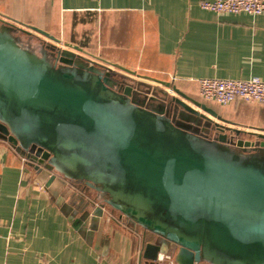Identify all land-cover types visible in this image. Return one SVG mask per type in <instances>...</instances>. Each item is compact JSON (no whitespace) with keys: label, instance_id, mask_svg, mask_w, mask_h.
<instances>
[{"label":"water","instance_id":"obj_1","mask_svg":"<svg viewBox=\"0 0 264 264\" xmlns=\"http://www.w3.org/2000/svg\"><path fill=\"white\" fill-rule=\"evenodd\" d=\"M33 38L0 21V137L50 181L101 192L76 224L100 221L106 206L120 212L157 235L144 242V264H264V133L234 146L238 130L171 82L148 77L180 96L126 76L118 91L116 68L135 71Z\"/></svg>","mask_w":264,"mask_h":264},{"label":"crops","instance_id":"obj_2","mask_svg":"<svg viewBox=\"0 0 264 264\" xmlns=\"http://www.w3.org/2000/svg\"><path fill=\"white\" fill-rule=\"evenodd\" d=\"M201 1L0 0V21L30 29L37 43L121 65L136 74L116 68L120 76L180 96L148 77L171 82L217 116L187 100L194 108L238 130L229 135L244 147L251 133H264V104L205 101L198 80L264 79V13H219ZM23 157L0 137V264H144V242L157 235L109 206L100 221L76 224L82 209L97 207L104 196L58 174L50 181ZM163 249L173 255V244L164 242Z\"/></svg>","mask_w":264,"mask_h":264},{"label":"built area","instance_id":"obj_3","mask_svg":"<svg viewBox=\"0 0 264 264\" xmlns=\"http://www.w3.org/2000/svg\"><path fill=\"white\" fill-rule=\"evenodd\" d=\"M204 9L219 13L263 14L264 0H202ZM200 96L205 101L227 105L235 101L264 104V79L203 77L198 80ZM23 160H29L24 155ZM170 264H178L174 259Z\"/></svg>","mask_w":264,"mask_h":264},{"label":"flooded vegetation","instance_id":"obj_4","mask_svg":"<svg viewBox=\"0 0 264 264\" xmlns=\"http://www.w3.org/2000/svg\"><path fill=\"white\" fill-rule=\"evenodd\" d=\"M120 76V75H119ZM120 78L122 79L121 81H120V84H117L116 85V87H115V89L116 90H118V91H123L124 90V77H122V76H120ZM137 98L138 99H140L141 98V96H137ZM171 117H172V114L170 113L169 114ZM193 130H195V131H197V132H200L201 134H204V131H202L200 128H196L195 127V129H193ZM82 184V183H81ZM90 188V187H89ZM93 191H95L96 193H101V192H98L97 190H95V189H93V188H91Z\"/></svg>","mask_w":264,"mask_h":264},{"label":"rangeland","instance_id":"obj_5","mask_svg":"<svg viewBox=\"0 0 264 264\" xmlns=\"http://www.w3.org/2000/svg\"><path fill=\"white\" fill-rule=\"evenodd\" d=\"M117 69H118V68H117ZM122 71H123V70H122ZM188 127H190V128H191V130H192V129H195V127H193V126H188Z\"/></svg>","mask_w":264,"mask_h":264}]
</instances>
